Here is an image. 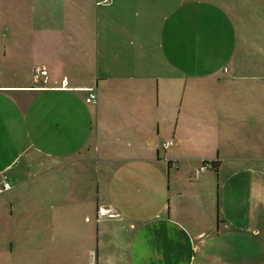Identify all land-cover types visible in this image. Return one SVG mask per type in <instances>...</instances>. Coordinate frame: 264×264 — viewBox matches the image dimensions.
<instances>
[{"label":"crops","instance_id":"1","mask_svg":"<svg viewBox=\"0 0 264 264\" xmlns=\"http://www.w3.org/2000/svg\"><path fill=\"white\" fill-rule=\"evenodd\" d=\"M0 55V181L57 200L0 264H264V0H0Z\"/></svg>","mask_w":264,"mask_h":264},{"label":"rangeland","instance_id":"2","mask_svg":"<svg viewBox=\"0 0 264 264\" xmlns=\"http://www.w3.org/2000/svg\"><path fill=\"white\" fill-rule=\"evenodd\" d=\"M0 64L2 66V68H0V75L2 77H5V74L7 72V68L5 67L7 65L8 60L2 59L1 55H0ZM9 64V63H8ZM22 72H25V69H22ZM9 189L12 188V186L9 184V182H7ZM39 184L40 182L35 181V182H31L30 188L33 189H39ZM19 186V187H18ZM16 191L21 192L22 189L20 187V184L17 185ZM7 194H8V190H4L3 192L0 193V221L1 220H13L12 218H14V220H22V214L20 213L21 209H27L28 208V212L30 213V220H37L40 219L39 214L41 212V207L43 206L44 208L49 209L50 206H54L57 202L56 199L52 198V197H41V196H34V195H30V200L28 201V203L26 204V206L24 205V203L22 202V200L25 199V197H17L15 202H14V206H12V202L10 200V197L7 198ZM44 204V205H43ZM13 207V209H12ZM10 212H13V216L11 218ZM27 215V214H26ZM48 215V213H47Z\"/></svg>","mask_w":264,"mask_h":264},{"label":"built area","instance_id":"3","mask_svg":"<svg viewBox=\"0 0 264 264\" xmlns=\"http://www.w3.org/2000/svg\"><path fill=\"white\" fill-rule=\"evenodd\" d=\"M33 73H34V77L36 79H38L45 72H44L43 68L35 66L34 69H33ZM96 99H97V97H96L95 92L93 90H90L88 92V96L85 99V101H86V103H94L96 101ZM171 144H172V142H165V143H162V147L165 148V147H167V146H169ZM209 168H211V164L205 163V164L202 165V167L200 168L199 171L203 172V171H205V170H207ZM8 189H9V186H8L7 182L2 180L0 182V193L3 192L4 190H8Z\"/></svg>","mask_w":264,"mask_h":264},{"label":"trees","instance_id":"4","mask_svg":"<svg viewBox=\"0 0 264 264\" xmlns=\"http://www.w3.org/2000/svg\"><path fill=\"white\" fill-rule=\"evenodd\" d=\"M1 182V181H0Z\"/></svg>","mask_w":264,"mask_h":264}]
</instances>
